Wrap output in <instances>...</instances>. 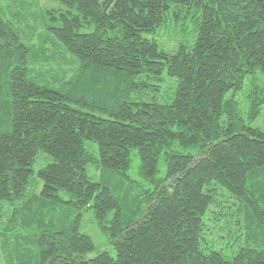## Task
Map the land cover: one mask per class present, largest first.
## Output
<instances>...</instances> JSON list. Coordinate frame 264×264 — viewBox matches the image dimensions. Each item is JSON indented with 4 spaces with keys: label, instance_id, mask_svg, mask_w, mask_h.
Returning a JSON list of instances; mask_svg holds the SVG:
<instances>
[{
    "label": "trees",
    "instance_id": "1",
    "mask_svg": "<svg viewBox=\"0 0 264 264\" xmlns=\"http://www.w3.org/2000/svg\"><path fill=\"white\" fill-rule=\"evenodd\" d=\"M38 1L0 0L6 263L264 264V130L251 125L264 104L254 82L264 77V0ZM26 12L41 23L38 47L21 27ZM169 24L191 26L171 51L155 38ZM164 74L174 82L161 102ZM249 75L243 109L235 95ZM133 150L145 183L127 173ZM84 209L115 255L88 256ZM236 210L260 230L226 257L202 235Z\"/></svg>",
    "mask_w": 264,
    "mask_h": 264
},
{
    "label": "rangeland",
    "instance_id": "2",
    "mask_svg": "<svg viewBox=\"0 0 264 264\" xmlns=\"http://www.w3.org/2000/svg\"><path fill=\"white\" fill-rule=\"evenodd\" d=\"M45 7H62L59 5L58 1L52 0H39L37 3V9L41 10ZM34 11L36 9L34 8ZM24 20H21V27H25L26 31L29 35V40H26L29 45H34L35 47L39 46L40 35L42 32V26L40 21L31 13H23ZM172 25V26H171ZM189 32H191V26H187L184 30L179 26H175L173 24H169L168 27L163 28L162 31H158L155 35L156 40L159 45L167 51L173 50L180 42H182L185 38L189 37ZM45 51L50 53L55 51L53 46L50 43H45ZM68 58V57H67ZM45 68L49 69L52 67L56 68V64L54 62H45L43 65ZM73 66V65H72ZM72 66H63L66 69V76L69 75V69ZM67 67V68H66ZM264 76V75H263ZM167 75H163L161 90L157 93V99L161 102L168 101L172 95V87L167 88L168 84ZM174 82L173 79H170ZM252 75H249L240 90L237 91L235 97L240 102L243 109L246 108L248 95L252 88L253 83L251 82ZM254 82L258 85L264 84V77L255 76ZM251 94V93H250ZM169 95V98L168 96ZM246 119V117H244ZM251 125L256 126L264 130V104L261 107L260 113L251 120ZM185 151V150H184ZM187 151V150H186ZM130 166L127 170L128 175L141 183H145V179L143 178L140 168H139V157L133 150L130 156ZM39 164L34 166V169H37ZM166 166L162 160L158 162V171L156 173L157 176H162L165 174ZM222 200V199H219ZM232 204V203H231ZM237 207L234 206V209ZM82 216L80 219V230L86 232L92 239L94 243V250L88 253L89 257L96 255L101 251H108L110 255H115V248L113 241L108 236V234L101 229L95 220L93 213L91 210H82ZM207 217H205L206 219ZM213 221V222H212ZM210 224L205 227L203 232L202 242L205 246L216 249L222 252V254L226 257H231L236 254L240 248L246 245L254 244L253 241L247 240V232L251 233L254 236H257L258 231L260 230V226L256 223H252L251 228L246 227L247 220L245 218V213L242 210H236L232 215H228L222 220L214 221L212 220ZM255 221V220H254ZM226 225V226H222ZM248 230V231H247ZM0 264H7L4 256L0 250Z\"/></svg>",
    "mask_w": 264,
    "mask_h": 264
}]
</instances>
